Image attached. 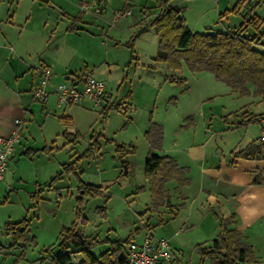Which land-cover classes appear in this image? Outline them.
Instances as JSON below:
<instances>
[{
	"label": "crops",
	"instance_id": "1",
	"mask_svg": "<svg viewBox=\"0 0 264 264\" xmlns=\"http://www.w3.org/2000/svg\"><path fill=\"white\" fill-rule=\"evenodd\" d=\"M112 1L115 0H0V137L8 136L14 129L15 119H21L19 140L13 145L0 180V208L18 204L24 210V214L16 220L10 219L11 214H6L7 220L0 222V227L23 217L29 219L26 242L14 243L11 235L5 234L0 228V262L5 261L4 264L8 263L7 259L10 257L12 262L9 264H20L19 258L27 252L30 243L37 244V231L40 235L47 236L49 242L40 246V252L49 246L54 247L61 228L69 226L74 218L68 225L50 222L46 226L47 223H42V214L36 210L41 207L47 211L50 209L49 213L53 217L63 205V214L70 211L74 214L77 199L83 192L79 191V183L93 185L82 179L81 172L85 171L83 164L98 157L104 144H122V153L116 152L114 148L120 155L137 152L134 145L118 143L111 137L99 134L95 136L100 147L94 156L76 160L88 147L93 135L90 134L92 127L97 122H102L101 112L107 107L110 109L104 116L106 121L115 105L121 104L118 108L123 117L118 115L116 118L118 126L125 129L132 125V85L128 84L126 75L120 71L112 74L109 65L114 64L113 68L116 69L122 65L128 70L130 61L134 58H131L128 51L122 53L123 58L125 57L122 60L110 58V53L115 52L116 48L124 47L122 32L129 29L133 31L137 23L136 27L139 28L147 25L148 19L159 11L160 0H154L153 6L150 5L149 10H145V6L137 20L130 17V0H116V4ZM232 1L168 0V4H176L182 8V16L191 32H204L207 29L226 31L239 26L242 22L241 15L251 5L255 6L252 12L255 15L256 7L260 6V0H245L240 7V14L228 13L219 19L221 12L238 2ZM127 4L130 13L119 15L118 12ZM114 13L116 17L113 16ZM245 33L253 34L254 31L247 28ZM260 43L262 45L259 48L264 50V35ZM121 61H124L123 64ZM40 63L49 65L52 69L49 93L43 101L34 99L31 94L38 82L34 68ZM85 73L104 82L105 96L101 107L94 108L87 98L76 104L59 105L54 90L70 85L81 87L80 75ZM192 76V83L184 77L185 82L179 87V96L188 97L192 92L191 87L201 88L208 83L210 88L203 89L202 96H199V103L203 107L183 109L175 121L176 128L168 135L169 142L164 125L153 119L152 111L148 112L147 126L144 124L140 130L146 144L142 145L139 157L143 163V177L144 162L150 151L144 133L150 117L162 130L161 143L152 149L153 153L167 155L185 169L186 180L182 184L178 185L175 179L162 184L163 190L170 197L166 205L161 206L156 201L159 196L152 199L145 177L147 185L141 186L148 189L150 204L159 211L146 218L152 226L150 234L153 237L167 238L175 256L171 261H159L157 264H190L189 260L184 259L182 241L192 238L190 245L195 250L197 244L208 245L219 232V218L227 221V228L237 230L240 240L252 248L255 264H259L256 251H264V158L234 157L233 152L243 149L250 142H258V120L241 124L237 122L244 121L248 114L264 113V101L251 93L252 85H249L247 94L240 96L236 89L224 82V86L220 85L219 82L222 81L209 71L195 72ZM166 77L164 76L165 81ZM220 93L229 98L216 105L215 99ZM178 100L173 95L166 102L176 106ZM214 122L216 128L213 127ZM224 135L228 138L233 136V141L226 149L219 146ZM75 160L72 170L62 171L64 164ZM81 162L83 170L80 168L79 171ZM256 177H260L262 182H254ZM93 186L103 187L102 181ZM98 197L83 196L81 201L83 204L86 198ZM51 205L56 206L57 210ZM148 208L147 206L145 210ZM29 209H33L31 217L26 216ZM178 219L180 221L176 225L170 226ZM34 222L38 223L36 232L32 231ZM83 223L85 220L79 219L77 227L85 235L98 241L91 250L95 256L110 249L109 242L105 239L141 242L147 235L145 230L137 226L129 228L124 238L110 239L108 235L102 239L94 234H86ZM160 227L165 230L158 232ZM2 245L8 249L5 250ZM125 245L126 242L120 252L122 256L125 255ZM255 245H259V248ZM94 249H97L95 253ZM56 252L57 249L53 248L52 254ZM80 256L76 255L75 263L82 258ZM14 257L17 258L13 260Z\"/></svg>",
	"mask_w": 264,
	"mask_h": 264
},
{
	"label": "trees",
	"instance_id": "2",
	"mask_svg": "<svg viewBox=\"0 0 264 264\" xmlns=\"http://www.w3.org/2000/svg\"><path fill=\"white\" fill-rule=\"evenodd\" d=\"M245 0L238 2L230 9L219 14V19L228 13H239L241 5ZM127 4L120 13L129 10ZM254 5L241 15L242 22L239 26L226 31L191 32L182 16V8L176 4L169 5L168 0H160L159 11L150 17L147 24L153 25L158 37V48L155 60L165 61L173 71L180 70L181 60H184L191 72L209 71L216 78L236 89L240 96L249 92V85L253 86L251 93L264 101V50L259 46L260 39L264 32L259 29L264 20L253 14ZM240 14V13H239ZM247 28L254 31L253 34L245 33ZM130 49L131 44H126ZM133 59V50L130 49ZM171 83L182 84L184 77L175 75L167 76ZM118 110V106L114 107ZM110 107L101 113L105 116ZM264 116L260 114H248L244 121L251 122ZM226 120V117H223ZM148 128L144 133L150 145L144 162V177L148 182L152 199H156L161 192L162 184L175 179L178 185L182 184L185 169L178 166L169 156L157 155L152 149L157 148L162 140L161 127L152 118H149ZM79 137V135H77ZM99 143L94 137L90 138L88 147L76 160L91 158L99 150ZM116 152L122 153L124 146L115 144ZM234 157L247 159L264 158V141L250 142L243 149L233 152ZM72 161L62 166V171L72 170L75 163ZM254 182L261 183L262 179L256 177ZM79 191L83 190L81 197L77 199L74 221L67 227L61 228L58 233L57 242L52 246L43 249L51 264H125V257L120 255L124 241L107 240L110 249L103 251L98 256L92 254V248L98 241L77 227V221L81 217L82 197L99 196L102 192L101 186L85 185L79 183ZM219 232L208 245L200 243L196 248L202 257H209V264H255V257L252 248L240 240L239 233L235 228H227V221L219 218ZM29 219L21 218L15 222H8L4 225V233L11 235L14 243L26 242L28 240ZM53 248L57 252L52 254ZM80 254L81 259L75 263L76 255ZM39 264H47L41 257Z\"/></svg>",
	"mask_w": 264,
	"mask_h": 264
},
{
	"label": "rangeland",
	"instance_id": "3",
	"mask_svg": "<svg viewBox=\"0 0 264 264\" xmlns=\"http://www.w3.org/2000/svg\"><path fill=\"white\" fill-rule=\"evenodd\" d=\"M234 1L235 0L232 2ZM112 3L116 4L117 1H112ZM130 3L132 5V15L130 17H134L139 20L141 11L145 6H147L145 10H149V8H151L149 6L154 4V0H130ZM95 13L96 12H94V14ZM255 13L258 17L264 19V0H260V6L256 7ZM113 16L116 17L117 15L114 13ZM137 24L134 25L135 28L133 31L129 29L128 31L121 33V41H123L122 44L124 47H127V43L132 45V48L130 49L133 50L134 59L130 61L129 65L131 66L129 69L126 70V68H123L122 65L118 69L113 68L115 65L112 63L109 65V70H111L112 74L113 72L120 71L124 74V76L126 75L125 80L128 84L132 85L133 103L131 104V113H133V123L125 129H121L118 126L119 121L116 118L118 115L123 117L122 112L119 111V108L121 107V104H119L115 105L119 106L117 111L115 108L112 109L109 117H107V121L106 117H104L101 113L102 115L100 114V120H102V122H97L93 125L92 131L90 132V134H93L92 137L94 138H96L95 135L103 134L102 136L111 137L117 140L118 143L126 142L127 144L134 145L137 152H127L120 155L114 151V143H106L103 145L101 154H98V157L91 160L87 164H83L85 171L81 172L83 180L89 181L93 183V185L99 184L101 181L103 184V187H101L102 192L97 199L86 198V201L82 204L81 217L79 218L83 221L85 220V223H83V230L86 234H94L97 238L102 239L108 235L110 239H118L120 237L124 238V236L128 234L129 228L133 229L137 226H140L141 229L145 230L146 234L151 235L150 229L152 226L148 223V219L146 218L159 211L153 207V204H150L151 199L148 189L141 187L142 185H147V183L143 177V163L139 160L142 145H146L140 130L144 124L147 126L148 112L152 111L153 119L164 125L167 141L169 142L170 138L168 135L172 133L174 128H176L175 121L179 115L182 114L183 109H196L198 106L203 107L199 103V96H202L201 93L204 90L210 88L208 83L201 88L191 87L190 90L192 92L188 97L179 96V90L181 89L179 87H181L184 83L180 85L177 83H171L167 79L165 81L164 76H171L173 74L179 77H186L188 82L192 83V75L195 72L188 70L184 60H181L180 70L177 71H173L167 62L155 60L154 58L158 48V37L156 35L155 28L153 25L147 24V30L134 37V34L139 29V27H136L138 26ZM260 30L261 32L264 31V25H262ZM124 47L116 48L115 52L110 53V58L117 60L124 59L125 57L123 58L122 53L128 51L129 54L130 52L129 48L125 50ZM123 62L124 61H121V64H123ZM219 83L224 86L223 82ZM173 95L179 99L176 106L166 102V99ZM228 98V95L220 93V95H218L215 99L216 105H218L219 102L224 103L228 101ZM220 111L222 112L223 110L220 109ZM216 112H219V110ZM216 114H214V118ZM108 122L110 123L108 124ZM198 124L200 125L201 121H199ZM106 125L108 127H106ZM215 125L216 124L214 122L213 127H215ZM222 138L223 140L219 143V146L226 149L230 142L233 141V136L228 138L227 135H224ZM81 166L82 162L80 163L79 171H81ZM167 194L168 192L165 189L163 190L162 187L160 195L156 199L161 206L169 203L168 199L170 197L167 196ZM62 206L63 205L60 206L61 210L53 217V214L49 213L51 212L50 209L47 211V209L45 210L41 207L39 210H36V212L38 211L42 214V223H47L46 226H48V224L50 225V222L51 224H53V222L54 224H58L60 222L61 224L68 225L71 219H75V216L73 217L75 212L74 214L71 211L63 214L64 211L62 210ZM147 206L149 208L148 210H145ZM32 210L33 209H29V211L26 212L27 217L32 216ZM54 210H57L56 206H54ZM8 213L11 214L10 219L16 220L24 214V210L18 204L1 207V223H3L4 220H7L6 214ZM68 214L70 216H68ZM179 221L180 219L172 223L170 226L176 225ZM37 224L38 223L36 222L32 224L33 232L37 231ZM0 228L4 230V224ZM50 230H52V228ZM163 230H165L164 227H160L158 232ZM37 234H39L37 244L35 242L30 243L27 252L25 251L24 255L19 258L20 264H39L41 255L44 256L43 258L46 263V260L48 259L47 254L45 252H40V246L49 243L47 239L48 237L40 235V232L38 231ZM185 240L182 241L185 260H189L190 264L210 263L209 257H202L197 249L195 250V248H192L190 245L192 238L186 241ZM2 246H4L5 250L8 249L7 246ZM255 246L259 248V245ZM96 251L97 249L93 250L94 253ZM256 253L259 264H264V251L261 249V252L257 250ZM16 258L17 257H14L13 260ZM7 260L9 261L6 264L12 262L11 257ZM4 262L5 261H1L0 264H4ZM47 264H51L49 263V259L47 260Z\"/></svg>",
	"mask_w": 264,
	"mask_h": 264
},
{
	"label": "built area",
	"instance_id": "4",
	"mask_svg": "<svg viewBox=\"0 0 264 264\" xmlns=\"http://www.w3.org/2000/svg\"><path fill=\"white\" fill-rule=\"evenodd\" d=\"M96 11H99L97 9ZM126 11L123 14H129ZM120 15H123L120 13ZM34 71L38 77L37 84L32 88V97L43 101L49 93L52 69L49 65L40 63ZM81 87L70 85L61 89H55L59 105L79 103L87 98L94 108H99L105 96L104 82L89 73L80 75ZM259 140L264 141V116L258 119ZM21 119H15L13 131L6 137H0V180H2L8 158L12 153L13 145L19 140ZM125 264H157L159 261H171L175 258L169 241L165 237H153L147 234L143 241L129 240L125 245Z\"/></svg>",
	"mask_w": 264,
	"mask_h": 264
},
{
	"label": "water",
	"instance_id": "5",
	"mask_svg": "<svg viewBox=\"0 0 264 264\" xmlns=\"http://www.w3.org/2000/svg\"><path fill=\"white\" fill-rule=\"evenodd\" d=\"M147 30V26L146 25H143L141 26L137 31L136 33L134 34V37L138 36L141 32Z\"/></svg>",
	"mask_w": 264,
	"mask_h": 264
}]
</instances>
